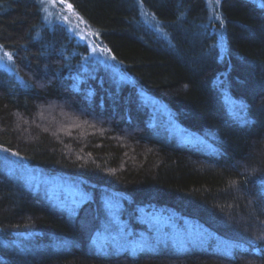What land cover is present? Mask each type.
Returning <instances> with one entry per match:
<instances>
[{
  "label": "trees",
  "instance_id": "16d2710c",
  "mask_svg": "<svg viewBox=\"0 0 264 264\" xmlns=\"http://www.w3.org/2000/svg\"><path fill=\"white\" fill-rule=\"evenodd\" d=\"M62 3L74 26L0 0V264H264V0ZM5 163L93 199L65 211ZM108 194L252 248L103 256ZM50 238L70 250L19 251Z\"/></svg>",
  "mask_w": 264,
  "mask_h": 264
},
{
  "label": "rangeland",
  "instance_id": "374dc122",
  "mask_svg": "<svg viewBox=\"0 0 264 264\" xmlns=\"http://www.w3.org/2000/svg\"><path fill=\"white\" fill-rule=\"evenodd\" d=\"M46 17L49 23L53 16L73 25V12L67 4L57 6L56 0H43ZM51 16V18L49 17ZM54 18V19H55ZM74 26V25H73ZM3 157H5L3 155ZM8 172L15 173L23 178L33 188L34 193L41 199L59 206L61 209L76 213L80 206L93 199L91 193L85 192L81 187L58 178H44L24 167L15 168L4 164ZM107 207L112 205L113 210L104 212V226L106 235L94 250L103 256H119L129 254L136 256L140 253L157 255L162 253L181 254L192 250H210L228 256L234 252H245L252 248V244L235 238H223L192 219L181 218L175 213L144 212L139 214L135 222L130 223L124 219L119 208V198L110 196L106 198ZM55 246L61 251H69L70 244L54 245L53 239L41 242L23 244L19 251L22 255H40L52 250ZM258 251V249H255Z\"/></svg>",
  "mask_w": 264,
  "mask_h": 264
},
{
  "label": "snow or ice",
  "instance_id": "6c2138e0",
  "mask_svg": "<svg viewBox=\"0 0 264 264\" xmlns=\"http://www.w3.org/2000/svg\"><path fill=\"white\" fill-rule=\"evenodd\" d=\"M61 2H63V0H61ZM4 55H5V56H8L9 59H11V57H10V55H9L8 53H5Z\"/></svg>",
  "mask_w": 264,
  "mask_h": 264
},
{
  "label": "bare ground",
  "instance_id": "6f19581e",
  "mask_svg": "<svg viewBox=\"0 0 264 264\" xmlns=\"http://www.w3.org/2000/svg\"><path fill=\"white\" fill-rule=\"evenodd\" d=\"M263 184H264V182H263ZM109 195V194H108ZM81 207V206H80ZM224 238V237H223ZM211 252V251H210ZM213 253H215V252H213ZM218 254V253H217ZM221 255V254H220ZM222 255H223V253H222ZM224 256H226V255H224ZM228 256H229V254H228Z\"/></svg>",
  "mask_w": 264,
  "mask_h": 264
}]
</instances>
